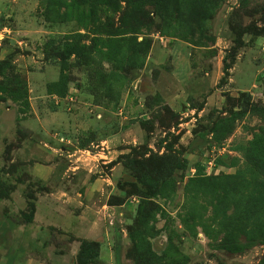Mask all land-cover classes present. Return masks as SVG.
<instances>
[{"label": "rangeland", "instance_id": "obj_1", "mask_svg": "<svg viewBox=\"0 0 264 264\" xmlns=\"http://www.w3.org/2000/svg\"><path fill=\"white\" fill-rule=\"evenodd\" d=\"M0 264H264V0H0Z\"/></svg>", "mask_w": 264, "mask_h": 264}]
</instances>
